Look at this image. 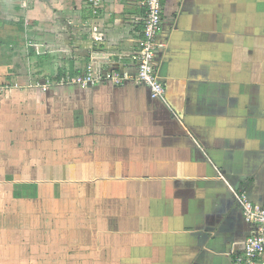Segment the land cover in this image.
Returning <instances> with one entry per match:
<instances>
[{
    "label": "crops",
    "instance_id": "crops-1",
    "mask_svg": "<svg viewBox=\"0 0 264 264\" xmlns=\"http://www.w3.org/2000/svg\"><path fill=\"white\" fill-rule=\"evenodd\" d=\"M145 14L0 0V254L25 234L81 264H233L232 188L264 204V0H164V98L132 79ZM115 62L124 84L73 81Z\"/></svg>",
    "mask_w": 264,
    "mask_h": 264
},
{
    "label": "built area",
    "instance_id": "built-area-1",
    "mask_svg": "<svg viewBox=\"0 0 264 264\" xmlns=\"http://www.w3.org/2000/svg\"><path fill=\"white\" fill-rule=\"evenodd\" d=\"M87 1L94 10L100 7L101 0ZM138 1L145 7L146 14L139 46L130 56L136 67L134 77L119 71V63L115 62L106 71L94 69L92 65L84 76L76 77L73 81L91 85L110 80L120 85L132 78L137 83L148 86L154 98H164L166 87L159 78L156 66V54L161 47L158 37L162 26L164 0ZM232 194L250 228L242 249L233 257V264H264V204L252 201L244 190L232 188Z\"/></svg>",
    "mask_w": 264,
    "mask_h": 264
},
{
    "label": "rangeland",
    "instance_id": "rangeland-1",
    "mask_svg": "<svg viewBox=\"0 0 264 264\" xmlns=\"http://www.w3.org/2000/svg\"><path fill=\"white\" fill-rule=\"evenodd\" d=\"M13 234L14 232L11 233V238L15 239L12 236ZM22 237H23L22 239H19V243L23 247V249H18L17 254L15 253L7 254V255L0 254V264H81L82 263L83 257H80L79 254L70 255V256H62L57 254L53 255L52 254L53 249L49 248L48 251L46 247H44L43 249L41 248V250L39 247L38 253L33 254L31 249L28 247H32L31 243L35 239L26 236L25 234H23ZM86 264H95V258L93 256L87 257Z\"/></svg>",
    "mask_w": 264,
    "mask_h": 264
},
{
    "label": "trees",
    "instance_id": "trees-1",
    "mask_svg": "<svg viewBox=\"0 0 264 264\" xmlns=\"http://www.w3.org/2000/svg\"><path fill=\"white\" fill-rule=\"evenodd\" d=\"M61 71V70H60ZM64 76V75H63ZM62 75H61V72L56 76V78L54 79V81H56V82H59V81H61L62 80V77H63ZM64 78V77H63Z\"/></svg>",
    "mask_w": 264,
    "mask_h": 264
}]
</instances>
